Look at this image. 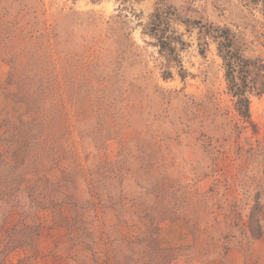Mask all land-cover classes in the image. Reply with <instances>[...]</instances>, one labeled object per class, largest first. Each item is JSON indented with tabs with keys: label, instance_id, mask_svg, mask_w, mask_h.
I'll return each mask as SVG.
<instances>
[{
	"label": "rangeland",
	"instance_id": "1",
	"mask_svg": "<svg viewBox=\"0 0 264 264\" xmlns=\"http://www.w3.org/2000/svg\"><path fill=\"white\" fill-rule=\"evenodd\" d=\"M262 90L264 0H0V264H264Z\"/></svg>",
	"mask_w": 264,
	"mask_h": 264
},
{
	"label": "trees",
	"instance_id": "2",
	"mask_svg": "<svg viewBox=\"0 0 264 264\" xmlns=\"http://www.w3.org/2000/svg\"><path fill=\"white\" fill-rule=\"evenodd\" d=\"M214 38L218 41V48L224 58L225 65L227 68V77L230 83V90L233 92L235 96L238 97L237 105L238 109L243 113H248L249 108V97L247 93L251 89V86L248 85L249 81H247V77L242 73L248 75V72L242 68V64L248 63L247 60H244L236 50L232 48V36L230 32L226 29L217 28V31L214 32ZM250 87V88H249ZM264 93V90H262ZM6 136L9 141V152L11 154L12 159V150L10 149V135L3 134L0 137ZM12 168V163L7 170H4L3 176L9 173V170ZM173 253L165 249L162 251V254H158L153 258L149 264H168L169 257L172 256Z\"/></svg>",
	"mask_w": 264,
	"mask_h": 264
},
{
	"label": "crops",
	"instance_id": "3",
	"mask_svg": "<svg viewBox=\"0 0 264 264\" xmlns=\"http://www.w3.org/2000/svg\"><path fill=\"white\" fill-rule=\"evenodd\" d=\"M11 164V154L9 152V141L6 136L0 137V174L7 170Z\"/></svg>",
	"mask_w": 264,
	"mask_h": 264
}]
</instances>
